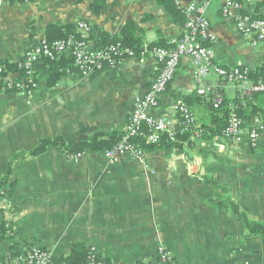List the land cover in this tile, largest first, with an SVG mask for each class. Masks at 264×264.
Here are the masks:
<instances>
[{
    "label": "crops",
    "instance_id": "1",
    "mask_svg": "<svg viewBox=\"0 0 264 264\" xmlns=\"http://www.w3.org/2000/svg\"><path fill=\"white\" fill-rule=\"evenodd\" d=\"M176 1L185 7L204 0ZM259 4L255 13L264 17V0ZM205 16L215 39L205 45L218 66H264V44L242 37L220 5L212 4ZM78 21L91 26L89 48L96 50L100 33L120 36L128 22L144 44L169 46L181 36L185 18H174L157 0L6 1L0 7V63L15 65L46 38L48 27ZM53 67L46 60L34 65L37 88L30 94L1 87L0 225L9 232H0V262L26 246L63 258L80 245L113 264H150L159 246L178 264H264V238L249 236L231 208L251 225L264 224V139L255 148L196 139L181 153L158 150L138 159L120 154L115 162L87 152L72 163L55 146L32 156L45 139L60 138L70 147L95 135L122 133L134 99L147 91L159 65L151 55L125 58L115 70L83 77L69 63L50 85ZM193 72L191 60L183 57L150 111L168 121L171 133L182 129L174 111L179 102L197 122L206 116V98L197 95ZM8 73L19 79L17 69ZM202 85L223 100L237 99L236 88L215 75Z\"/></svg>",
    "mask_w": 264,
    "mask_h": 264
},
{
    "label": "built area",
    "instance_id": "2",
    "mask_svg": "<svg viewBox=\"0 0 264 264\" xmlns=\"http://www.w3.org/2000/svg\"><path fill=\"white\" fill-rule=\"evenodd\" d=\"M6 1L28 2L30 0H0V7ZM174 1L181 9L185 23L181 36L172 41L169 47L150 49L149 45L143 44L138 55L130 49L121 48L120 45L104 50H91L86 41L92 28L87 23L78 21L75 28L79 39L72 35L67 39L54 41L41 38L35 46L24 52L16 63L18 80L13 79V75L8 73L6 64L0 63V83L6 91L30 94L37 88L33 67L40 61H55L65 57L71 61L73 69L79 75L92 77L104 70H115L119 62L125 58L143 60L151 55L159 65L157 74L147 91L134 99L131 114L123 131V138L111 150L102 153L110 162H115L120 154H128L135 159L144 155L139 146L131 142L134 137L141 136L146 144H155L161 134H174L169 131L167 120L154 118L150 115V111L158 107L160 97L172 82L183 57L191 60L197 95L201 97L213 95L211 102L214 107L222 102V97L203 87L202 79L209 75H215L224 84L233 85L238 96L245 100H251L255 93L264 94V80L252 83L242 69L221 68L215 63L211 47L205 45L207 42L215 41L205 16L206 10L214 3L220 5L224 18H234L237 31L242 37L250 40L252 44H264V18L255 17L257 16L255 5L260 0H204L200 4L190 3L185 7H181L176 0ZM241 105L244 106V102ZM174 111L188 122L193 121L190 110L183 103L179 102L175 105ZM221 138L233 145L246 142L248 146L255 148L257 143L264 139V124L257 120L252 123L241 122L236 114L232 113L229 116L228 128ZM81 156L70 155L67 158L70 162L76 163ZM39 248L33 246L25 252L21 251V254L10 264H51L52 253ZM91 250L93 255H96L94 249ZM156 257L159 259V264H178L163 246L157 248ZM87 264L95 263L91 260Z\"/></svg>",
    "mask_w": 264,
    "mask_h": 264
},
{
    "label": "trees",
    "instance_id": "3",
    "mask_svg": "<svg viewBox=\"0 0 264 264\" xmlns=\"http://www.w3.org/2000/svg\"><path fill=\"white\" fill-rule=\"evenodd\" d=\"M102 3L103 0H98ZM161 6H164L165 9L172 15L174 18H182L183 15L181 13V9L176 6L174 0H157ZM241 1V0H240ZM260 3V1L255 5ZM260 5V4H259ZM102 9V8H101ZM258 13V12H257ZM256 13V14H257ZM256 18H264L257 14ZM137 28L134 23L128 22L122 29L120 36H109L108 34L100 33L99 34V46L96 50H104L108 49L111 46L120 45L123 49H130L136 55L141 52L143 42L137 37ZM92 32L90 33V35ZM70 35L79 39V34L76 31L75 26H51L46 30V39L48 41L67 39ZM91 36H89L90 38ZM89 38L87 45L89 46ZM166 48L169 47L163 43L151 45L150 49L153 48ZM92 50V49H91ZM48 63L54 65L52 68L51 76L48 81L51 84H54L58 81L63 72H60L61 69L66 68V66L71 63L70 60H62L59 64H55V61L46 60ZM7 69L16 70V64H6ZM245 71L248 79L252 83H258L259 81L264 80V66H261L258 69H244L239 68ZM74 70V69H73ZM62 71V70H61ZM99 74V73H98ZM96 74V75H98ZM223 83V81L221 80ZM2 84L0 85L1 91ZM215 94H217L215 92ZM219 95V94H218ZM213 95H208L205 98L206 101V116L203 121L197 122L195 120L194 114L190 111L193 121L188 122L184 117L178 115L181 119L182 129L180 132H176L172 135L167 133L161 134L157 143L155 144H146L141 136L134 137L132 139V143H135L139 146V148L144 153H151L158 150H162L164 152H171L172 150H176L177 153H181L185 148L192 147L194 145V141L199 139L204 142H210L216 138H221L224 135V132L228 128V121L230 114H236L238 119L241 122L252 123L255 120L264 124V94L263 93H255L251 100H245L240 96H237V99L230 102L227 100H223L217 106L214 107L212 104ZM244 102V106L241 104ZM184 104V103H183ZM185 105V104H184ZM186 106V105H185ZM187 107V106H186ZM188 108V107H187ZM189 109V108H188ZM190 110V109H189ZM145 131V130H144ZM124 136V132H112L107 135H95L89 141L78 142L73 146H66L62 142L60 138L53 139L50 141L48 139L42 140L39 145L31 152L32 156H37L42 154L48 146H55L59 150H62L63 153L67 156L70 155H84L87 152H100L103 153L105 151L111 150ZM251 149V148H250ZM214 189H218L216 184H213ZM232 212L240 219L243 220L246 226V230L249 236L264 238V224L251 225L247 220L246 216L239 212L238 208L231 204ZM5 223L0 225V232L2 235L6 234L8 231V227L4 226ZM16 247H14L15 249ZM30 247L26 246L25 251H27ZM45 250L44 248H39ZM16 250V249H15ZM12 250L13 252L5 259H2L3 262L0 264H10V262L16 259L21 252ZM168 250V249H167ZM169 251V250H168ZM91 260L94 261L95 264H113L110 259L104 258L99 255H93L91 249L85 248L83 246L77 245L73 252L63 258H57L51 256L50 263L51 264H87ZM174 261H176L174 259ZM159 264V259L157 257L152 260L150 264Z\"/></svg>",
    "mask_w": 264,
    "mask_h": 264
},
{
    "label": "rangeland",
    "instance_id": "4",
    "mask_svg": "<svg viewBox=\"0 0 264 264\" xmlns=\"http://www.w3.org/2000/svg\"><path fill=\"white\" fill-rule=\"evenodd\" d=\"M235 25H236V23H235ZM164 247V246H163ZM94 253L96 254V252H95V250H94ZM97 255V254H96ZM100 256V255H99Z\"/></svg>",
    "mask_w": 264,
    "mask_h": 264
}]
</instances>
